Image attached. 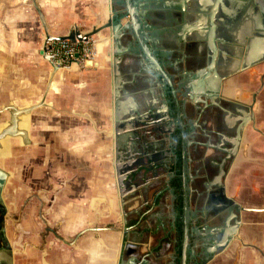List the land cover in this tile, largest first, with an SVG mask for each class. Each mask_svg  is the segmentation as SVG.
<instances>
[{"label":"flooded vegetation","instance_id":"af4514ba","mask_svg":"<svg viewBox=\"0 0 264 264\" xmlns=\"http://www.w3.org/2000/svg\"><path fill=\"white\" fill-rule=\"evenodd\" d=\"M204 2L135 0L140 34L160 32L155 45L147 43L177 81L186 112L208 264H230L224 256L235 261L241 248L260 251L255 237L264 233V177L258 180L254 169L256 148L264 147V0H219L215 14L213 4ZM126 7L127 0L113 2L117 11ZM126 31L124 41L138 45L134 27ZM134 55L131 71L128 59L119 64L124 79L131 80L125 88L135 110L110 131L116 204L109 219L99 221L88 203L81 227L66 235L64 220L53 212L57 197H48L41 186L46 179L19 173L24 167L10 159L17 144L2 141L0 170L7 176L1 197L12 264H52L54 256L56 264H65L77 250L91 255L97 239L109 243L106 254L117 253L108 264H182L179 111L158 65L141 48ZM259 156L264 163V151ZM65 189L61 183L58 193Z\"/></svg>","mask_w":264,"mask_h":264},{"label":"crops","instance_id":"0c3cea01","mask_svg":"<svg viewBox=\"0 0 264 264\" xmlns=\"http://www.w3.org/2000/svg\"><path fill=\"white\" fill-rule=\"evenodd\" d=\"M38 3L53 34H66L73 24H78L81 30H90L98 18L103 22L110 14V0H38ZM95 36L99 41L95 60L82 65H59L54 71L40 51L45 30L33 1L0 0V128L13 112L42 101L25 115V127L19 123L18 128L26 130V141L11 138L17 147L10 159L24 167L19 173L46 179L41 186H46L48 197H57L53 212L64 220L66 235L81 227L88 203L99 221L109 219L107 215H113L116 204L110 183L115 172L110 135L115 99L114 68L110 63L112 44ZM120 95H124L122 90ZM263 151L262 145L256 148L254 164L256 178L261 181L264 163L259 155ZM243 166L240 163V172ZM61 183L66 184V189L58 193ZM119 200L118 197V204ZM261 225L264 230V223ZM255 240L262 253L244 247L238 259L233 261L224 256V262L264 264V233ZM104 243L109 244L97 239L91 255L77 250L65 264L116 262L117 253L106 254ZM51 261L59 262L55 256Z\"/></svg>","mask_w":264,"mask_h":264},{"label":"water","instance_id":"95a60500","mask_svg":"<svg viewBox=\"0 0 264 264\" xmlns=\"http://www.w3.org/2000/svg\"><path fill=\"white\" fill-rule=\"evenodd\" d=\"M32 1L36 10L39 13L42 25L45 30V40L43 47L40 51L44 55V57L51 63L54 71L57 70L60 66L58 64L59 62L56 63L48 52V48L50 47V41L52 40H86L91 35H98L102 41H109L108 43L112 44L110 63L113 64L115 76V99L112 110L113 114L111 118L113 127L118 125L120 120H123V116L126 113L133 112V110H135L134 96L131 91L126 90L125 88V84L131 82V80L128 81L124 79L122 75L123 72L120 70L119 67V64L121 63L123 58H126V60L128 59V61H130V64H127V66L131 71L132 64H134V54H138L141 48L147 53L149 59L154 61L162 70L172 87L182 125L185 192V233L182 252V264H208L209 258L203 248L202 243L198 178L186 112L181 99L177 81L168 73L161 59L147 43L149 42L152 45H155V41L159 39L160 32L151 31L140 34L135 0H127L128 7L119 11L113 8V2L115 0H110L109 17L103 22L101 21V18H98L96 26H94L92 29L84 31L80 29V26L78 24H73L66 34H53L50 31L48 22L43 11L40 8L38 0ZM204 1L205 5H207V3L213 4L210 13L215 14L217 12L216 2H218L219 0ZM131 25L135 29L134 34L137 38L138 45L133 44L130 40L124 41V37L127 33L126 28H130ZM223 39L227 40L229 38L224 37ZM214 57L215 56H213V58L211 59H214ZM135 73H137V71L134 72V75ZM121 90L122 93L126 94L125 96L120 95ZM40 103H42V101L26 107L22 111L13 112L10 118L6 121V125L0 128V139L5 138L7 136H10L11 138L19 137L22 138L25 142L26 130L25 128H18L20 115H27L32 110V108H35ZM6 108H9V106H6ZM6 176L7 174L0 170V264H12L11 247L5 236L4 226V214L7 211V208L1 197L2 185ZM250 210H260V208H250ZM84 231L85 230H82L80 233H83ZM232 239L233 238H231V240ZM226 246L227 244L225 245V247ZM258 249L262 252V249Z\"/></svg>","mask_w":264,"mask_h":264},{"label":"built area","instance_id":"2783aa9c","mask_svg":"<svg viewBox=\"0 0 264 264\" xmlns=\"http://www.w3.org/2000/svg\"><path fill=\"white\" fill-rule=\"evenodd\" d=\"M98 38L91 35L88 39H61L50 41L48 52L59 65H82L95 60L98 54Z\"/></svg>","mask_w":264,"mask_h":264},{"label":"bare ground","instance_id":"6f19581e","mask_svg":"<svg viewBox=\"0 0 264 264\" xmlns=\"http://www.w3.org/2000/svg\"><path fill=\"white\" fill-rule=\"evenodd\" d=\"M19 123H20V126L21 127H25V125L24 124H27V117H25V115H20V121H19ZM27 135V134H26ZM9 139H11V137L10 136H7V137H5V138H2V139H0V148L2 147V144H4V143H2V141H8ZM25 141H26V139H25Z\"/></svg>","mask_w":264,"mask_h":264},{"label":"rangeland","instance_id":"374dc122","mask_svg":"<svg viewBox=\"0 0 264 264\" xmlns=\"http://www.w3.org/2000/svg\"><path fill=\"white\" fill-rule=\"evenodd\" d=\"M10 140H11V139H10ZM10 142H11V141H10ZM13 147H14V148H16L17 146H16V145H14ZM257 199H258V200H260V197H259V196H257Z\"/></svg>","mask_w":264,"mask_h":264}]
</instances>
